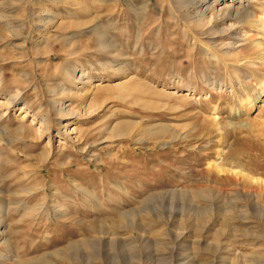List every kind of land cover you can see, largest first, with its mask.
<instances>
[{"label":"rangeland","instance_id":"rangeland-1","mask_svg":"<svg viewBox=\"0 0 264 264\" xmlns=\"http://www.w3.org/2000/svg\"><path fill=\"white\" fill-rule=\"evenodd\" d=\"M0 264H264V0H0Z\"/></svg>","mask_w":264,"mask_h":264},{"label":"bare ground","instance_id":"bare-ground-1","mask_svg":"<svg viewBox=\"0 0 264 264\" xmlns=\"http://www.w3.org/2000/svg\"><path fill=\"white\" fill-rule=\"evenodd\" d=\"M193 1V0H192ZM192 3V2H191ZM140 13V12H139ZM140 15V14H139ZM138 16V15H137Z\"/></svg>","mask_w":264,"mask_h":264}]
</instances>
